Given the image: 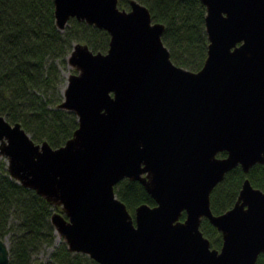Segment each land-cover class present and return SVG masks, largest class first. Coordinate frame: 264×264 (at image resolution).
Listing matches in <instances>:
<instances>
[{"label":"water","instance_id":"obj_1","mask_svg":"<svg viewBox=\"0 0 264 264\" xmlns=\"http://www.w3.org/2000/svg\"><path fill=\"white\" fill-rule=\"evenodd\" d=\"M201 1L207 54L190 69L170 58L164 24L144 3L53 0L58 28L70 17L92 23L108 31V47L76 41L67 55L77 72L58 106L76 113L71 136L36 142L0 113V155L10 176L61 204L50 219L69 250L100 264H255L264 253L260 187L245 177L230 207H210L226 171L264 162V0ZM124 177L155 203L130 213L114 191ZM202 217L220 231L219 247ZM0 264H10L2 237Z\"/></svg>","mask_w":264,"mask_h":264},{"label":"trees","instance_id":"obj_2","mask_svg":"<svg viewBox=\"0 0 264 264\" xmlns=\"http://www.w3.org/2000/svg\"><path fill=\"white\" fill-rule=\"evenodd\" d=\"M144 3L155 21L163 22L162 41L177 64L198 69L207 54L206 7L201 0H138ZM129 7V0H117ZM109 33L84 20L70 17L57 27L53 0H0V113L18 121L40 142L61 145L78 125L76 113L58 106L62 100L61 67L76 41L96 51L108 47ZM219 151L218 155H224ZM264 191V162H255L245 172L238 164L224 174L210 192V207L220 213L237 198L242 181ZM114 191L133 214L142 202L155 200L137 179L121 178ZM53 204L35 189L10 176L0 157V236L7 235L10 264H33L37 253L54 242L56 233L50 216ZM185 216L182 211L180 218ZM200 229L211 246L221 244L220 231L202 217ZM45 264H100L87 253L72 251L61 239L46 256ZM255 264H264V253Z\"/></svg>","mask_w":264,"mask_h":264},{"label":"rangeland","instance_id":"obj_3","mask_svg":"<svg viewBox=\"0 0 264 264\" xmlns=\"http://www.w3.org/2000/svg\"><path fill=\"white\" fill-rule=\"evenodd\" d=\"M71 50V49H70ZM69 53V52H68ZM68 55V54H67ZM67 55H66V58H67ZM61 70H62V76H63V81H62V83H61V85H60V90H61V92H63V89H64V86H65V84H66V81H67V77H68V75L70 74V73H73V72H77V69L75 68V66L74 65H71L68 61H67V59H66V62H65V64L61 67ZM62 98H63V94H62ZM0 157L3 159V160H5L6 161V163H7V158L5 157V156H2V155H0ZM18 181V180H17ZM53 204V206H54V211H58V212H61L62 213V206H61V204H54V203H52ZM53 211V212H54ZM52 212V213H53ZM131 213V212H130ZM51 217V216H50ZM54 226V225H53ZM54 230H55V228H54ZM56 233V236H55V239H54V242H53V244H51V245H45L38 253H37V255H36V258H35V261H34V263H37L40 259H45L46 258V256L49 254V252H50V250L52 249V247L55 245V244H57L61 239H63V237L59 234V233H57V232H55ZM1 237V236H0ZM2 238H5V240H6V242H7V244H8V238H7V235H4V237H2Z\"/></svg>","mask_w":264,"mask_h":264},{"label":"flooded vegetation","instance_id":"obj_4","mask_svg":"<svg viewBox=\"0 0 264 264\" xmlns=\"http://www.w3.org/2000/svg\"><path fill=\"white\" fill-rule=\"evenodd\" d=\"M226 153V152H225Z\"/></svg>","mask_w":264,"mask_h":264}]
</instances>
